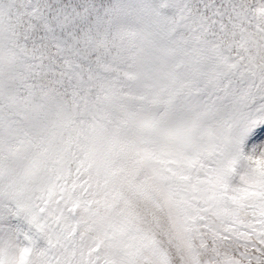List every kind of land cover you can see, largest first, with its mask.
<instances>
[{"label": "snow or ice", "instance_id": "obj_1", "mask_svg": "<svg viewBox=\"0 0 264 264\" xmlns=\"http://www.w3.org/2000/svg\"><path fill=\"white\" fill-rule=\"evenodd\" d=\"M0 264H264V0H0Z\"/></svg>", "mask_w": 264, "mask_h": 264}]
</instances>
